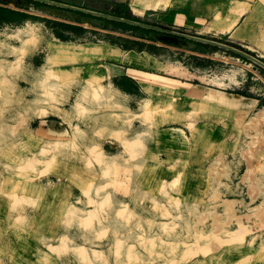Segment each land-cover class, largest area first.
Masks as SVG:
<instances>
[{"label":"rangeland","instance_id":"374dc122","mask_svg":"<svg viewBox=\"0 0 264 264\" xmlns=\"http://www.w3.org/2000/svg\"><path fill=\"white\" fill-rule=\"evenodd\" d=\"M0 7L30 15L0 17V264H264L263 66L200 43L170 71L257 107L230 121L161 108L124 95L131 79L95 62L119 58L106 43L84 45L99 56L56 58L45 72L63 41L47 48L44 5ZM30 20L36 28L16 31ZM49 119L64 137L38 128ZM248 162L258 164L250 175Z\"/></svg>","mask_w":264,"mask_h":264},{"label":"crops","instance_id":"0c3cea01","mask_svg":"<svg viewBox=\"0 0 264 264\" xmlns=\"http://www.w3.org/2000/svg\"><path fill=\"white\" fill-rule=\"evenodd\" d=\"M32 1L42 2L39 0ZM48 1L69 7L42 2L46 16L45 25L52 31L47 48L49 42L63 41L55 43L58 45L56 48L64 46L66 49L74 51L66 43L78 44L75 50L81 48L85 54L99 56L97 51L85 48L84 45L106 43L114 47L119 53L118 59L105 56L95 62L109 65L115 71L111 77H128L131 79L134 90L123 91V93L132 100L141 103L148 99L152 105L161 108L171 106L187 110L191 107H200V111L206 116L222 118L227 121L237 117L242 111L248 112L257 107V100L254 98L228 92L220 87L210 85L202 79L199 81L192 80L190 77L170 71V68L174 69V67L179 66L178 55L189 56L190 53H195L197 45L202 47L200 43L208 47L218 46L205 40L217 41L231 46L236 44L255 52L258 58L264 59V0ZM29 4L30 12L41 6L38 3ZM119 6L123 7L121 13ZM71 7L135 21L164 29V31L128 23L136 27H127L128 30L125 34L118 35L117 25L110 23V34L103 35L100 33V24L104 22L101 18L107 17ZM16 10L24 11L21 8H16ZM128 16L131 18H126ZM95 24L98 31L94 30ZM86 26L90 27L87 28ZM34 27V22L30 20L26 25L18 27L16 31L30 30ZM96 35L103 36L101 40L94 39ZM33 37L30 31L28 40L32 41ZM82 64L85 65L86 63L83 62ZM187 67L189 68V66ZM143 79L150 81L153 87H146L142 82ZM118 89L120 90L119 94H121V88ZM44 121H47V126L44 125L43 127L42 123L38 128L46 131L48 137L56 138L66 135L64 130L53 128L55 120ZM57 132L59 133L58 136Z\"/></svg>","mask_w":264,"mask_h":264},{"label":"bare ground","instance_id":"6f19581e","mask_svg":"<svg viewBox=\"0 0 264 264\" xmlns=\"http://www.w3.org/2000/svg\"><path fill=\"white\" fill-rule=\"evenodd\" d=\"M22 50H27V48H23ZM82 55H86V54H85L84 50H82L81 48L79 50L70 51V50L66 49L64 46H60L56 49V51L52 55H50L47 58L46 65L44 66L43 70L45 72H48L49 70L53 69L51 67V65L53 63V60L56 58H78V59H81ZM92 78H93V76H92ZM148 108H149L148 105H146V107L143 108L144 109L143 112H146L148 110ZM263 160H264V158H263ZM257 166H258L257 163L248 162L247 163V167L249 170L248 174L250 175L252 168H256ZM249 189H250V191L248 190L250 192L249 197H251L250 200L254 201L257 198V196L260 194V192L254 193V190H256V182H253L252 186Z\"/></svg>","mask_w":264,"mask_h":264},{"label":"water","instance_id":"95a60500","mask_svg":"<svg viewBox=\"0 0 264 264\" xmlns=\"http://www.w3.org/2000/svg\"><path fill=\"white\" fill-rule=\"evenodd\" d=\"M39 1H42V2H48V3H54V4H58V5H61V6H66V7H69L67 5H64V4H60V3H55V2H52V1H48V0H39ZM71 8H75V7H71ZM75 9H79V10H82L84 12H88V13H92V14H95V15H99V16H102V17H107V18H110V19H114V20H118V21H122V22H127V23H131V24H134V25H139V26H143V27H147V28H151V29H157V30H161V31H164V29H161V28H156V27H153V26H148V25H145V24H142V23H138V22H135V21H129V20H126V19H123V18H117V17H114V16H110V15H106V14H102V13H98V12H95V11H91V10H86V9H81V8H75ZM187 37H190V38H193V39H198V40H202V39H199L197 37H192V36H188V35H185ZM207 42H210V43H213L215 45H218V46H221V47H224L226 49H229V50H232L236 53H239L249 59H251L252 61L260 64L261 66L264 67V61H262L260 58L256 57V56H253L243 50H240L236 47H233L231 45H227V44H223V43H220V42H217V41H211V40H205Z\"/></svg>","mask_w":264,"mask_h":264},{"label":"trees","instance_id":"16d2710c","mask_svg":"<svg viewBox=\"0 0 264 264\" xmlns=\"http://www.w3.org/2000/svg\"><path fill=\"white\" fill-rule=\"evenodd\" d=\"M29 3H38L39 5H43L44 3L42 2H35V1H32V0H25ZM119 12L121 13L122 10H123V7L122 6H119ZM0 17L2 20H6V21H16V20H19V19H22V18H25V17H29L30 15L23 12V11H19V10H16V9H10V8H5V7H0ZM121 16V15H120ZM126 18H131V17H126ZM103 21H107V22H111V23H114V24H119L121 26H124V27H136L134 25H131V24H128L126 22H122V21H115V20H112V19H107V18H101ZM234 47L236 45H233ZM237 47V46H236ZM239 48V47H237ZM248 53L250 54H253L252 52L248 51ZM262 61H264V59H261Z\"/></svg>","mask_w":264,"mask_h":264}]
</instances>
